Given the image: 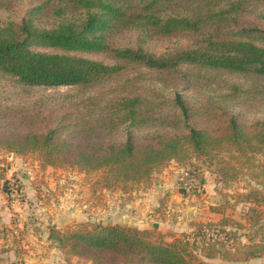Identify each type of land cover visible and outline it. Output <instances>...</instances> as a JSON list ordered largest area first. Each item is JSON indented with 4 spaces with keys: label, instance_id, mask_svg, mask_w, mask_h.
<instances>
[{
    "label": "trees",
    "instance_id": "obj_1",
    "mask_svg": "<svg viewBox=\"0 0 264 264\" xmlns=\"http://www.w3.org/2000/svg\"><path fill=\"white\" fill-rule=\"evenodd\" d=\"M252 3L264 0H39L26 16L0 21V74L27 87H89L130 67L264 78V42L254 41H264V29L237 26ZM43 15L47 24L39 20ZM92 53L105 57L88 55ZM135 77H128L122 88ZM169 99L167 110L122 91L105 99L89 97L76 110L4 108L0 113L20 115L7 123L0 115V150L37 153L42 166L101 171L99 187L124 191L146 184L165 163L192 156L215 164L226 185L245 166L264 170V164L253 162L264 154V117L243 123L213 102L190 104L179 93ZM34 121L45 127L13 128L17 122ZM121 130V138L112 139ZM198 179L203 182L200 174ZM236 197L258 204L264 202V188L250 186ZM260 217L255 208L248 209V232H237L247 229L239 222L236 228H225L228 220L221 218L179 235L156 227L81 222L65 229L50 227L48 236L62 250L93 264H244L264 254V238H254L264 229ZM212 226H219L224 236L203 232Z\"/></svg>",
    "mask_w": 264,
    "mask_h": 264
},
{
    "label": "rangeland",
    "instance_id": "obj_2",
    "mask_svg": "<svg viewBox=\"0 0 264 264\" xmlns=\"http://www.w3.org/2000/svg\"><path fill=\"white\" fill-rule=\"evenodd\" d=\"M39 0H0V21L12 18L20 19ZM250 4V11L240 16L237 26L259 27L264 29V6ZM42 23L46 16H40ZM47 24V23H44ZM254 41H264L255 38ZM39 49L52 51V48L36 46ZM91 57L104 58L99 53L88 54ZM136 76L133 81L122 88L128 77ZM121 87L120 91L115 89ZM140 94L145 101L156 105L160 110L171 107L174 93L181 94L190 104L206 101L213 102L226 112L234 113L243 123H249L264 117V78L253 74H238L228 71L205 72L203 70H180L170 73L144 67H130L118 76L104 83L89 87L68 85H35L25 86L11 75L0 74V110L17 108L25 111L34 109L81 108L83 101L89 97L109 98L118 92ZM5 122L8 119L18 120L20 113H0ZM10 125V124H8ZM44 124L17 122L18 130H26ZM7 128V127H4ZM146 126L145 130H151ZM155 128V127H154ZM123 135L121 130L119 139ZM255 164H264V154H257L253 159ZM17 168L7 177L8 168ZM242 173L224 184L216 173L215 164H209L205 157L192 156L185 162L171 160L155 169L150 180L132 190L124 191L119 187H99L102 184L101 171H84L70 165H41L37 153L19 155L6 150H0V190L10 195L9 183L15 181L20 189V196L25 198L17 212H23L17 220L24 230L19 238L27 239L36 236L42 229L49 232L50 227L65 229L81 222L102 223L104 225L135 226L133 223L145 222L152 226L155 221L164 232L176 235L191 233L204 223H217L221 218H227L225 228H236V223L245 224L247 229L238 228L237 232H248V209L253 207L261 215L260 224L264 226V202L237 201L236 193L248 190L250 186L264 188V170L259 167L245 166ZM196 172V175L193 174ZM23 174L29 180H23ZM198 174L205 180L200 182ZM32 177V179L30 178ZM260 182V183H258ZM249 183V184H248ZM5 185L7 186L5 188ZM187 186L189 193L184 189ZM27 188V190H26ZM185 194V195H184ZM33 199L30 200L29 198ZM182 197L186 199L182 200ZM196 206L195 215L186 207ZM140 220V221H138ZM44 224V228L41 224ZM158 225V224H157ZM195 229V230H196ZM244 230V231H242ZM211 236H224L219 226L204 229ZM7 230L0 231V264H28L27 260L37 256L30 255L26 259H17L24 253L22 247H16L14 254L8 255ZM10 236V234H9ZM241 242L245 237H239ZM264 238V229L254 236ZM18 239V238H17ZM232 241V238L229 239ZM47 244L45 262L36 264H93L90 260L75 256L62 250L58 243L52 240ZM51 250V251H50ZM19 253V254H18ZM16 254L17 257H14ZM34 264V263H29Z\"/></svg>",
    "mask_w": 264,
    "mask_h": 264
},
{
    "label": "crops",
    "instance_id": "obj_3",
    "mask_svg": "<svg viewBox=\"0 0 264 264\" xmlns=\"http://www.w3.org/2000/svg\"><path fill=\"white\" fill-rule=\"evenodd\" d=\"M17 168H12V166H10L8 168V173L6 174L7 177L9 175H11L12 171H15ZM24 179L23 180H29V177H27L26 174H23ZM32 179V177H30ZM203 180H205L203 178ZM27 190V188H26ZM30 200H32L33 198L30 197ZM182 200H186L182 197ZM23 204H21L22 206ZM20 206V207H21ZM21 209V208H20ZM186 209L189 212H192V214L195 215V212H197L196 206H187ZM19 211V210H18ZM195 211V212H194ZM23 215V212H17L16 214H14L13 209L11 207L10 201L8 199V196L6 193H4L2 190H0V231L1 230H7V234L6 236H8L9 238H7V245H9V253L8 255H11V252L14 254V249L16 247H22L24 249V253H22V255H18V257L16 256V254L14 255V257H17V259H26L27 257H30V255H35L36 254V258L35 259H30L27 260L28 264L29 263H34L36 264L37 262H45V260H47L46 258V253L48 254L49 251H47V244H51L52 241L49 238V232L47 231V229L43 230L42 232L36 236H32L30 235L28 240L26 239H20L19 237L24 235V230H23V226L17 222L18 219H20V216ZM140 221V220H138ZM41 226L44 228V224L40 223ZM158 224V225H157ZM133 225H135L138 228L141 229H150L152 227H156L159 231L164 232L163 230H161V226L159 225V223L153 221L152 222V226H148L145 222H137V223H133ZM166 233V232H165ZM10 234V236H9ZM18 238V239H17ZM51 251V250H50ZM208 261H212L215 263H221V261L219 259H208ZM22 261L20 260L19 263H15V264H21ZM260 263H264V254L258 257H254V258H250L249 260H247L246 262H244V264H260Z\"/></svg>",
    "mask_w": 264,
    "mask_h": 264
},
{
    "label": "built area",
    "instance_id": "obj_4",
    "mask_svg": "<svg viewBox=\"0 0 264 264\" xmlns=\"http://www.w3.org/2000/svg\"><path fill=\"white\" fill-rule=\"evenodd\" d=\"M194 174V173H193ZM10 187V195H9V201L11 204V207L13 209L14 214L17 213V211L19 210L21 204L24 203L25 198L20 196V189L17 185V183L15 181L10 182L9 183ZM184 189L187 193H189V189L187 188V186H184Z\"/></svg>",
    "mask_w": 264,
    "mask_h": 264
}]
</instances>
